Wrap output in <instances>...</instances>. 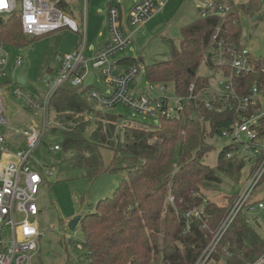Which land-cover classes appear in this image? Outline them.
<instances>
[{
    "label": "trees",
    "instance_id": "1",
    "mask_svg": "<svg viewBox=\"0 0 264 264\" xmlns=\"http://www.w3.org/2000/svg\"><path fill=\"white\" fill-rule=\"evenodd\" d=\"M60 7L68 11L69 5L63 2ZM261 8L258 0H250L235 7L226 19L199 18L184 27L180 45L169 43L171 59L147 67L149 82L164 88L172 85L176 96L182 97L189 96L192 84L198 89L207 86L209 78L197 72L217 28L220 37L239 44L241 16L261 18ZM39 38L23 34L18 12L0 17L1 42L22 49ZM118 64L139 66V60L122 57ZM255 64L256 72L243 80L247 91L256 83L264 84V58ZM92 88L64 86L51 101L56 125L50 133L61 138V151L74 169L83 171L90 182L105 172L126 170L128 174L111 198L99 201L94 212L82 216L86 257L92 264H196L236 198L229 197L227 204L220 205L216 198L207 199L203 191L216 192L225 181H239L245 167L244 161L226 159L228 146L215 169L203 161L213 149L207 140L221 137L234 115L209 112L192 102L180 117H161L159 126L148 129L96 111L88 99ZM103 148L113 152L108 167ZM168 196L174 198L173 204H166ZM201 206L205 223L194 220L188 224L185 215ZM255 224V218L238 216L210 262L254 264L264 253V238Z\"/></svg>",
    "mask_w": 264,
    "mask_h": 264
},
{
    "label": "built area",
    "instance_id": "2",
    "mask_svg": "<svg viewBox=\"0 0 264 264\" xmlns=\"http://www.w3.org/2000/svg\"><path fill=\"white\" fill-rule=\"evenodd\" d=\"M167 1L138 0L126 20L121 6L109 3L110 39L104 49L93 53L91 58L86 56L88 46L85 15V42L75 51L58 57L59 67L52 77L43 79L46 92L40 97L25 93L23 86L17 82V77L9 84L4 82L0 87V128L4 129L0 132V264H40L42 234L38 230L36 217L39 214L37 196L43 178L33 161V154L46 134L56 125L51 113L54 95L64 86L86 87L85 82L91 73H95V79L98 72L102 73L109 88L106 92H98L94 89L95 79L89 87L93 88L88 92V99L94 104L96 111L124 105L133 114L159 121L161 117H180L195 102L209 112L234 115L232 122L221 133V137L231 139L225 157L227 160L244 161L245 167L249 164L250 174L243 190L236 196L232 207L213 232V239L196 264L210 263L221 240L238 216L245 215L258 220V213L264 212V84L256 83L248 91L243 84L246 77L256 72L257 58L248 49L241 43H229L220 37L218 27L202 62L210 70L222 75L223 80L217 84L218 90L210 88V79L207 86L200 89L192 84L189 96H177L174 105L166 97L151 98L144 94L134 96L129 93L131 82L140 74V68L134 65L121 70L116 59L120 52L132 44L133 33L127 27L143 26ZM63 2L69 5L66 0H0V17L6 18L18 12L22 32L29 38L49 36L65 29L79 32L77 23L68 17L67 10L60 7ZM88 2L89 0H83L85 10ZM200 3V19H226L235 12V7L243 4L242 0H200ZM241 15L238 13V16ZM4 46L5 43L0 41V80L6 76L9 65L8 55L3 53ZM22 65L23 59L19 56L15 66ZM7 86L8 91L12 89L13 95L24 103L26 110L41 119L40 125H30L16 132L22 142L15 143L9 137L10 127L5 117L3 99V89ZM160 86L166 89L163 85ZM150 90L153 91V88ZM85 114L90 117V113ZM200 114H197V118ZM124 122L130 121L124 119ZM52 151H61L60 144L54 146ZM47 174L52 175V171ZM255 192L260 197L254 200L252 196ZM173 203L174 198L168 196L166 204ZM185 218L188 224L194 220L205 223L207 216L204 214V206L188 212ZM77 227L73 232H77ZM202 227L207 226L204 224ZM84 243L85 240L78 246L79 250L85 251ZM77 264H92V261L85 256ZM254 264H264V253Z\"/></svg>",
    "mask_w": 264,
    "mask_h": 264
},
{
    "label": "rangeland",
    "instance_id": "3",
    "mask_svg": "<svg viewBox=\"0 0 264 264\" xmlns=\"http://www.w3.org/2000/svg\"><path fill=\"white\" fill-rule=\"evenodd\" d=\"M69 3L68 17L74 20L79 32L69 29L59 33L36 39L31 45L22 49L5 44L3 53L8 55L9 65L6 76L1 78L0 83L9 84L15 77L25 76L27 84L22 87L25 93L40 97L46 92L43 79L52 77L53 70L62 54L71 53L78 44L85 42L84 16H87V43L93 47L105 43L109 38L108 5L111 2L120 5L124 11V19L132 10L138 0H89L85 10L83 0H66ZM261 4V18L258 16H241L242 35L241 44L250 51L254 58H264V0H258ZM243 4H249L250 0H242ZM200 0H168L166 5L157 12L143 26H128L127 30L133 33V41L126 50L120 52L116 59L123 56L133 57L139 60L140 74L131 82L129 93L134 96L146 95L151 98L166 97L170 104L176 102V93L172 85L164 90L160 85H153L147 76V67L159 61L170 60L171 49L169 43L179 46L182 40V29L197 19ZM20 6V4H19ZM92 48V49H93ZM22 57L23 65L15 66L16 59ZM90 53H87V57ZM29 64V66H28ZM94 89L98 92L109 90L102 73H97ZM197 75L208 77L209 86L212 90H218L217 84L222 81V75L210 70L204 63L200 66ZM153 88V91L150 90ZM9 86L3 89L5 102V117L9 123L10 139L16 143L22 139L16 135L30 125H40L41 119L34 117L26 110L24 103L16 98ZM122 117V120L132 122L134 125H146L153 129L160 125L157 119L140 114H133L124 105L101 110ZM95 126L88 130V136ZM0 128V132H3ZM61 143V138L51 133L46 134L43 142L35 150L33 161L40 170L43 184L37 196L39 214L36 217L38 230L42 234L40 238V264H77L80 258L86 256L85 251L78 246L85 240V233L81 224L77 232L68 228L69 221L78 216H84L95 211L99 201L111 198L123 181L128 178L126 170L118 173L105 172L97 179L90 182L83 171L74 169L65 159L63 151H52L54 146ZM207 143L212 146V151L204 158V164L215 169L222 150L231 144L227 137L208 139ZM15 149V147H13ZM16 151V150H14ZM101 154L106 167L111 164L113 152L109 149H101ZM250 165L244 168L239 181H225L216 192L203 191L207 199H214L220 205L227 204L229 197H236L244 188L250 174ZM52 171V175L47 172ZM260 195L255 192L252 199H258ZM255 228L258 234L264 238V212L258 213ZM69 237L71 239H69ZM208 264H225L222 260L218 263L213 261Z\"/></svg>",
    "mask_w": 264,
    "mask_h": 264
},
{
    "label": "water",
    "instance_id": "4",
    "mask_svg": "<svg viewBox=\"0 0 264 264\" xmlns=\"http://www.w3.org/2000/svg\"><path fill=\"white\" fill-rule=\"evenodd\" d=\"M29 66V64H28ZM94 79H95V73H92L89 78L86 80L85 82V86L87 88L91 87L93 85V82H94ZM17 82L21 85V86H25L27 84V79L25 76H18L17 77ZM82 220V216H78L76 218H73L71 221H69V224H68V228L71 230V231H74L77 227L78 224H80Z\"/></svg>",
    "mask_w": 264,
    "mask_h": 264
},
{
    "label": "crops",
    "instance_id": "5",
    "mask_svg": "<svg viewBox=\"0 0 264 264\" xmlns=\"http://www.w3.org/2000/svg\"><path fill=\"white\" fill-rule=\"evenodd\" d=\"M70 8V7H69ZM69 8H68V10H69ZM123 11V10H122ZM123 14H124V11H123ZM109 39H110V34H109V38H108V40L105 42V43H102V44H100L99 46H96V48H95V50H94V48L91 46V47H89V44L87 43V46H88V48H87V50H86V56H87V53L89 52L90 53V56L88 57V58H91L92 57V55H93V53H95V52H97V51H100V50H102V49H104V47L108 44V42H109ZM79 44H78V46L73 50V51H75L76 49H78L79 48ZM93 48V49H92ZM72 51V52H73ZM66 54H68V53H66ZM63 55V54H62ZM123 57H126V56H123ZM122 58V57H121ZM118 60V59H117ZM120 66V65H119ZM58 67H59V62H58V64H57V66L53 69V70H51L50 68H48V70L49 71H52L53 73L58 69ZM121 67V70L122 69H126V68H128V67H122V66H120ZM92 74V73H91ZM97 76L98 75H96V79H95V82H96V80H97Z\"/></svg>",
    "mask_w": 264,
    "mask_h": 264
}]
</instances>
